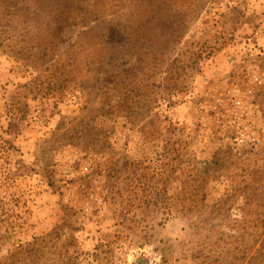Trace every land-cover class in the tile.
I'll return each instance as SVG.
<instances>
[{
  "label": "rangeland",
  "instance_id": "1",
  "mask_svg": "<svg viewBox=\"0 0 264 264\" xmlns=\"http://www.w3.org/2000/svg\"><path fill=\"white\" fill-rule=\"evenodd\" d=\"M262 18L264 0H0V105L24 134L4 158H28L0 193V264H264Z\"/></svg>",
  "mask_w": 264,
  "mask_h": 264
},
{
  "label": "crops",
  "instance_id": "2",
  "mask_svg": "<svg viewBox=\"0 0 264 264\" xmlns=\"http://www.w3.org/2000/svg\"><path fill=\"white\" fill-rule=\"evenodd\" d=\"M257 29H258V31H257L258 37H260L264 40V18L260 19V25ZM233 67H235V66H228V68L230 70ZM263 78H264V76L261 79H263ZM2 84L3 83L1 82L0 83V89H1ZM17 90H18V94H17L18 99L24 100L26 97L25 92L22 89H17ZM245 97H250V95L245 94ZM8 101H9V96L8 97L5 96L4 99L1 98V102H3V105H4V103H7ZM3 105H0V193L5 192V193L9 194L10 191H13L11 183H10L11 178L9 177L11 175V171H13V173H14L15 167H20L23 170H25V167L23 165H27L28 158L26 156L21 157V152H19L18 155L20 156L21 159L17 160L18 162L14 167L12 166V170H11L10 165H12L13 157H11L9 160H6L4 158V152L6 150H8L9 148H13V146L15 147V144L19 145V146L21 145L22 138H23L24 134H21L20 132H15L14 130H11V128L9 126H7L8 115L3 114V111H2ZM9 120H11V119H9ZM14 134H15V143H13V146H12L10 137H13ZM24 143H26V142H24ZM26 145H28V144L26 143ZM34 157H35V155H34ZM2 160H5L8 164L1 162ZM31 160H34V158ZM22 181L25 183H28L32 186L40 183V181H36V180L30 181V180H26L24 177H19V182H22ZM18 184H20V183H18ZM22 186H23V184H22ZM9 188L11 189L10 191H9ZM27 190L28 189H25L24 191H22V188H20L18 191H22L21 195L25 196L26 198H29V197L34 198V195H32V194H34V192L31 191V193H27Z\"/></svg>",
  "mask_w": 264,
  "mask_h": 264
},
{
  "label": "built area",
  "instance_id": "3",
  "mask_svg": "<svg viewBox=\"0 0 264 264\" xmlns=\"http://www.w3.org/2000/svg\"><path fill=\"white\" fill-rule=\"evenodd\" d=\"M257 36H258V34H257ZM253 68H255V69L258 70L257 72L259 73V79H261L262 78L261 77L262 74H264L263 73L264 72V66H253ZM62 161H63L64 164H67V163L70 164V159L67 158V157H63L62 158ZM71 166L73 168L77 169V170H80V171L84 172V173H87L89 171L88 166L84 162H82L81 160H74V161H72L71 162Z\"/></svg>",
  "mask_w": 264,
  "mask_h": 264
}]
</instances>
